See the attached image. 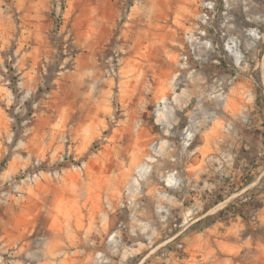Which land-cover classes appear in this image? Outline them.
<instances>
[{"label":"rangeland","instance_id":"rangeland-1","mask_svg":"<svg viewBox=\"0 0 264 264\" xmlns=\"http://www.w3.org/2000/svg\"><path fill=\"white\" fill-rule=\"evenodd\" d=\"M0 264H264V0H0Z\"/></svg>","mask_w":264,"mask_h":264},{"label":"bare ground","instance_id":"bare-ground-1","mask_svg":"<svg viewBox=\"0 0 264 264\" xmlns=\"http://www.w3.org/2000/svg\"><path fill=\"white\" fill-rule=\"evenodd\" d=\"M247 34L250 35V37H252V35L254 34V30L253 29H248L247 30ZM254 39V38H253ZM255 45V42L253 40H249L246 42V47L248 49L253 48ZM225 47L226 49L229 51V54L232 56L234 63L237 66H241L244 62V57L243 54L241 52V50H239L236 41H234L233 38H227L225 40ZM187 139H191V134H189L187 137ZM165 180L167 181V185H170L172 183V181H174V176L173 174H169L167 175V177L165 178Z\"/></svg>","mask_w":264,"mask_h":264}]
</instances>
